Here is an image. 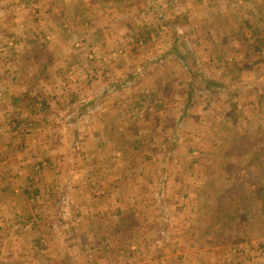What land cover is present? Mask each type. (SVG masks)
I'll use <instances>...</instances> for the list:
<instances>
[{"label":"crops","instance_id":"obj_1","mask_svg":"<svg viewBox=\"0 0 264 264\" xmlns=\"http://www.w3.org/2000/svg\"><path fill=\"white\" fill-rule=\"evenodd\" d=\"M96 2L85 0L86 9L94 10ZM107 2L105 7L115 6V1ZM4 6L12 13L20 10V14L28 8L22 0H5ZM49 6L52 2L48 0L44 7ZM106 11L100 20H44L43 8V20H29L27 16L15 20L4 17L6 14L0 17V264L19 257L24 264H35L38 259L48 264H102L79 253L84 246L74 239L76 235L66 245L58 241L57 250L46 242L51 247L45 251L41 247L46 239L43 230L35 229H40L41 222L45 230L60 224L55 217L59 213L56 203L64 192L72 198V217L67 219L71 225L104 230L126 228L128 222L139 224V204L147 192H140L139 176H153L155 157L164 148H177L170 164L176 167L190 160L187 149L195 147L204 152V164L194 168L198 172L204 169L205 176L214 173V161L219 170L222 159L226 160L223 156L215 158L213 151L217 147L230 149L227 162L235 170V165L242 166L238 169L240 177L225 169L222 177L228 179L230 189L236 187L237 179L248 178L241 188L242 206L236 210L218 207L215 199L209 223L202 222L201 226L197 221V226L206 240L216 229L223 237H230L229 254L236 252L233 245L248 249L257 242L264 245V234L247 240L243 232L250 223L247 214H257L264 231L261 205L251 204L264 196V182L256 172L255 183L248 182L258 159L264 162V144L253 143L261 133L254 131V122L264 123L258 116L264 111V106L259 109L264 99V46L255 50L252 33L243 26L252 24L248 20H169L166 24L170 27L164 31L168 34L167 44H163L166 53L172 55L180 49L179 33H188L190 26L198 32V42L200 36L204 38L197 47L204 61L199 69L198 65L188 68L171 57L164 64L158 63L155 55L163 51L151 54L150 59L138 54L143 43L139 37L152 35L163 20H115L119 16ZM254 27L264 33V21ZM243 42H248L247 57ZM113 44L118 50H112ZM62 65L69 73L57 72ZM72 74L77 84L88 86V95L73 88ZM201 88L203 93H197ZM244 90L248 96L242 98L240 92ZM85 95L87 102L80 105ZM45 100L51 101L48 104ZM97 103L101 106L95 109ZM233 108L238 116L247 117L240 126L244 138L229 139L228 145L212 140L214 133L205 131L208 119L215 121L216 110L230 115ZM184 112L189 118L185 126L176 129ZM238 122L240 125L242 120ZM192 123L198 127L195 131ZM77 139L79 148L74 147ZM257 149L260 155L255 153ZM183 172L189 175L186 169L178 175ZM126 212H133L131 221L124 219ZM232 215L236 220L227 221L234 218ZM228 222L231 224L225 232L222 224L228 227ZM87 237L86 242H90ZM100 238L104 239L101 235L96 240L102 244ZM36 247L42 248L40 253Z\"/></svg>","mask_w":264,"mask_h":264},{"label":"rangeland","instance_id":"obj_2","mask_svg":"<svg viewBox=\"0 0 264 264\" xmlns=\"http://www.w3.org/2000/svg\"><path fill=\"white\" fill-rule=\"evenodd\" d=\"M22 1L23 5L28 6V8H25L26 10L20 14V10L15 13L7 11L4 6L5 0H0V17L6 14L4 17L13 16L14 18L12 19L15 20H22L25 16L29 20H39L40 18L42 20L43 18H46L44 20H85L87 18L100 20V17H102L101 13L105 16L108 14L106 10H110L113 15L119 16L115 17V20H163L161 24L157 23L158 29L154 30L152 35L148 37V34L145 33V35L139 37V40H142L143 43L139 47L138 54L150 59L153 57L151 54L163 51L162 53H158L159 55H155L158 56V63L164 64L166 61H170L169 57H171L175 62L184 64L188 68H195V65H198L199 69H202L201 65L204 61L201 59L203 56L197 54L200 52L197 47H199V42L204 40V38L200 36L198 42V32H195V27L190 26L188 33H179L181 36L179 37L177 46L180 49L177 52H173L172 55L166 53L164 45L167 44L166 37L168 34L164 33V31L170 27L166 24L169 20H248L254 26L264 21V0H112L115 1V6L113 7L109 5L105 7L108 4V0H97L92 11L86 9L85 0H49V2H52V6L49 7H44L48 0ZM52 7H56L57 10L54 11V9H51ZM42 8L43 15H45L43 18L40 14ZM15 9L20 8H13L12 11ZM177 23L181 22L177 21ZM211 26L206 28L209 29ZM175 28L178 30L182 29L178 26ZM154 43L157 44V47L153 45ZM244 43H246L245 55L247 57L249 55L248 42H243V45ZM117 47L119 46L113 44L112 50H118ZM164 52L166 55L163 54ZM60 71L62 73H69L67 70L63 71V65L57 69V72ZM261 72L264 75V69ZM70 76L75 78V82L72 81L73 83H71L73 88H78L80 91L84 90L83 92H86L88 95V86L86 84H77L78 79H76L75 74ZM70 76L68 77L69 80L71 79ZM230 86L232 87V85ZM230 86L229 89L234 90ZM202 91L203 88L196 92L203 93ZM244 91V93L240 92L242 98L248 96L247 91ZM87 95L82 96L80 105L87 102ZM50 101L45 100L48 104ZM100 106L101 104L97 103L94 108L98 109ZM262 106H264V99H262L259 109ZM43 107L44 105L40 101V109ZM256 107L254 106V108ZM233 109L234 111H231L232 114L230 115L227 114L228 111L222 110L221 112L220 110H216L215 121H212L211 118L208 119L205 131L207 133V130H211L214 133L213 137L211 136L212 140L228 145L229 139L240 140V137L245 136L244 133H241L244 132V129L240 126L246 123L247 117L245 115H243L244 117L238 116L234 113L238 111L235 108ZM42 112L46 113V110ZM180 115L176 128H179V130L182 126H185L189 113L184 112ZM263 115L264 111L258 116L264 119ZM216 117L219 119H216ZM239 118L242 120L240 125H238ZM254 124V131L256 129L258 131L261 130V133L255 136L253 143L259 144L261 142L264 144V123L258 121L254 122ZM191 125L194 131L198 128L195 123ZM192 141L193 139L188 141V143ZM75 142L74 147L78 146L77 148H79L78 144L80 140L77 139ZM164 149L159 151L155 157L156 168L153 176H139L140 192L143 191L144 193L147 190L146 195L143 196L139 204L142 211L137 218L140 222L139 224L135 223L131 225V222H128L124 224L128 225L126 228L104 230L92 227L87 230L86 225L80 223L71 225L72 222H69L67 219L70 218L69 220H71L72 217V198L68 193L64 192L57 199L56 203V211H59V213L55 217L59 218L60 224L55 228L51 227V230H45L44 227L46 226L42 227L41 222L40 229H35V231L40 233L43 230L46 237L44 242L41 243L43 244L41 247L46 248L45 251L49 250L51 246L54 250H57L58 241H62L66 245L76 235L74 239L84 246L82 250H79V253L85 254L88 257L90 256L92 260H101L102 264H264V257L262 256V253L264 254V249H262L264 245H261V243L257 242L249 249L244 246L233 245L236 252L231 253V255L229 254V246H232L229 244L231 241L230 237L227 235V237H223V233L220 232L221 230L216 229L214 236L210 240H206L202 236L201 227H198L196 223L198 221L201 226L202 222L205 224L209 223L210 219L208 220V217H211V204H214L215 199L218 201V207L222 206L227 209L231 207V210L240 208L244 201L242 194L244 190L241 188L244 187V182H247L248 178H243L242 176L243 180L242 178L237 179L236 187L230 189L228 188V179L222 177L225 170L232 175L237 173V178L240 177L238 176V170H235L233 166H227L225 163L227 162V149L223 151V148L220 150L217 147L213 151L215 158L223 156L226 160L222 159L224 164L221 165L219 170L217 169L218 165L214 161L215 166L212 165V169L214 170L212 176H205L204 169H199L201 173L194 168L195 165L199 168L204 164V152L195 147L187 149L186 155L190 160H186V164L185 160H183V164L176 167L170 164L175 160V155L178 153L177 148ZM259 151L257 149L255 153L260 155ZM192 159H196L197 162L191 161ZM262 161L263 159L259 158L257 164L254 165L256 170H253V173L249 176V183H255L256 176H253L255 172L257 176L262 177L264 182V171L262 172L264 170V162ZM208 166L211 167V165ZM185 169L189 171L188 176L184 172V175H178L179 172L181 173ZM202 174L203 176H201ZM236 176L234 177L236 178ZM203 184L204 187L202 188ZM175 186L179 187H176V189ZM235 191H238L237 195H235ZM133 203L129 202L128 205ZM227 214L229 213L227 212ZM123 215L126 221H131V217L134 214L133 212H126ZM247 215L248 222L250 223L249 227L243 232L247 236V240H253L255 236L264 234V231L260 227V218L257 214L253 216ZM233 217V219L226 220L234 222L236 218L235 216ZM62 221H66V223ZM231 222H228V227H225L223 223L222 226L224 228L221 229L226 232ZM34 224L36 223L34 222ZM29 225H32V223H29ZM87 235L90 238V242H86L88 239ZM101 235L104 238H100L102 244L96 240ZM48 241L51 246L49 243L48 245L46 244ZM44 245L46 246L44 247ZM36 248H38V253H40V249L42 248ZM64 255H68V252L64 253ZM33 258L35 259V256ZM36 262L35 264H48L46 260L41 263V260L38 259ZM6 264L8 263L6 262ZM9 264H24V259L21 260L19 257L17 260L9 262Z\"/></svg>","mask_w":264,"mask_h":264},{"label":"trees","instance_id":"obj_3","mask_svg":"<svg viewBox=\"0 0 264 264\" xmlns=\"http://www.w3.org/2000/svg\"><path fill=\"white\" fill-rule=\"evenodd\" d=\"M244 27H245L246 30L248 29L249 31H251V33H252V39H253L252 44L254 45V47L256 46L255 47V50L258 51V49H259L260 46H262V45L264 46V33L262 34L258 27H254V26L248 25L246 23L244 24ZM242 138H244V137H242ZM242 142H244V140H242ZM237 150H238V148H237ZM229 151H230V149H229ZM229 151H227L228 154H230ZM240 151L242 152L244 150L242 149ZM226 165L227 166H232L229 162H227ZM233 167H234V165H233ZM235 168L238 170L239 168H242V166L241 165H237V166L235 165ZM235 192H236L235 195H237L238 191H235ZM251 204H253L254 207H256L258 204L261 205L259 207H260V210L263 211V215H264V196H262V199L261 200H259V197H257L256 199H253L251 201Z\"/></svg>","mask_w":264,"mask_h":264}]
</instances>
